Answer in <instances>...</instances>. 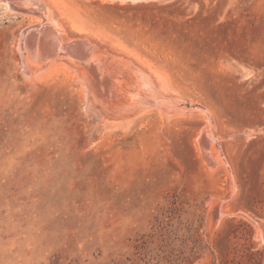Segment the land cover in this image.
Wrapping results in <instances>:
<instances>
[{
	"label": "rangeland",
	"instance_id": "1",
	"mask_svg": "<svg viewBox=\"0 0 264 264\" xmlns=\"http://www.w3.org/2000/svg\"><path fill=\"white\" fill-rule=\"evenodd\" d=\"M10 1L0 264H264V0Z\"/></svg>",
	"mask_w": 264,
	"mask_h": 264
},
{
	"label": "water",
	"instance_id": "2",
	"mask_svg": "<svg viewBox=\"0 0 264 264\" xmlns=\"http://www.w3.org/2000/svg\"><path fill=\"white\" fill-rule=\"evenodd\" d=\"M19 1V0H18ZM110 1H119V2H144V1H149V0H110ZM1 3L3 2L5 5H8L10 4V0H1L0 1ZM28 41L31 43H35L37 41V36L35 33H31L29 36H28Z\"/></svg>",
	"mask_w": 264,
	"mask_h": 264
},
{
	"label": "bare ground",
	"instance_id": "3",
	"mask_svg": "<svg viewBox=\"0 0 264 264\" xmlns=\"http://www.w3.org/2000/svg\"><path fill=\"white\" fill-rule=\"evenodd\" d=\"M23 1H25V0H23ZM27 1H29V0H27ZM30 1H31V2H34L35 4H36V3H39V2L43 4V3L46 2V1H45V2H42L41 0H30ZM30 1H29V2H30ZM10 2H11V1H10ZM19 2H20V1H19ZM26 3H27V2H26ZM24 4H25V2H24ZM31 4H32V3H31ZM31 4H30V5H31ZM47 4H48V3H47ZM45 5H46V3H45ZM32 6H33V5H32ZM38 6H39V4H38ZM34 7H35V6H34ZM36 7H37V6H36ZM24 48H25V47H24ZM27 55H29V54H27Z\"/></svg>",
	"mask_w": 264,
	"mask_h": 264
}]
</instances>
